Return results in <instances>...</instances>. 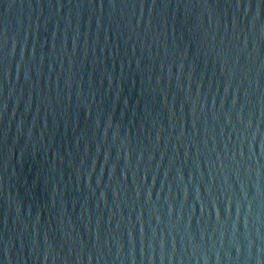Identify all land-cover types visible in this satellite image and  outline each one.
I'll return each instance as SVG.
<instances>
[{"label":"water","instance_id":"obj_1","mask_svg":"<svg viewBox=\"0 0 264 264\" xmlns=\"http://www.w3.org/2000/svg\"><path fill=\"white\" fill-rule=\"evenodd\" d=\"M0 264H264V0H0Z\"/></svg>","mask_w":264,"mask_h":264}]
</instances>
